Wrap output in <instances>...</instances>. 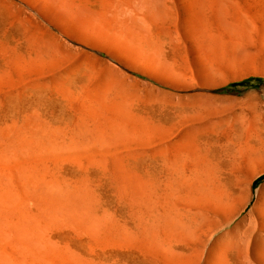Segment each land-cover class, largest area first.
Wrapping results in <instances>:
<instances>
[{
    "label": "rangeland",
    "instance_id": "1",
    "mask_svg": "<svg viewBox=\"0 0 264 264\" xmlns=\"http://www.w3.org/2000/svg\"><path fill=\"white\" fill-rule=\"evenodd\" d=\"M264 0H0V264H264Z\"/></svg>",
    "mask_w": 264,
    "mask_h": 264
},
{
    "label": "trees",
    "instance_id": "2",
    "mask_svg": "<svg viewBox=\"0 0 264 264\" xmlns=\"http://www.w3.org/2000/svg\"><path fill=\"white\" fill-rule=\"evenodd\" d=\"M264 179V177H261L260 180Z\"/></svg>",
    "mask_w": 264,
    "mask_h": 264
}]
</instances>
